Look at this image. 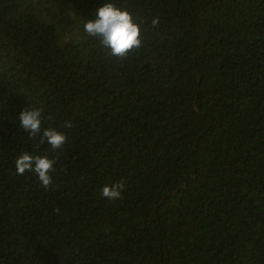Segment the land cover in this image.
I'll list each match as a JSON object with an SVG mask.
<instances>
[{
    "label": "trees",
    "instance_id": "obj_1",
    "mask_svg": "<svg viewBox=\"0 0 264 264\" xmlns=\"http://www.w3.org/2000/svg\"><path fill=\"white\" fill-rule=\"evenodd\" d=\"M104 3L123 60L84 31ZM41 108L61 149L19 126ZM0 264H264V0H0Z\"/></svg>",
    "mask_w": 264,
    "mask_h": 264
},
{
    "label": "clouds",
    "instance_id": "obj_2",
    "mask_svg": "<svg viewBox=\"0 0 264 264\" xmlns=\"http://www.w3.org/2000/svg\"><path fill=\"white\" fill-rule=\"evenodd\" d=\"M158 23L157 19L152 20L153 27ZM83 28L89 37L98 38L100 45L108 50L111 57L120 60L127 58L133 50H139L143 44L141 27L134 21L133 15L113 3H104L99 7L94 19L87 20ZM42 112V108L21 111L19 114L20 128L28 133L30 139L35 140L40 137V144L47 142L52 151L61 149L67 142L66 135L52 128L42 129ZM64 126L71 128L73 125L70 121H65ZM54 164L55 161L47 156H33L25 152L15 160V169L16 173L21 176L26 172L35 173L42 187L47 190L53 182L50 172L54 171ZM123 189L124 184L121 182L112 186H104L101 194L104 198L115 200L121 197ZM56 211L58 212L59 209Z\"/></svg>",
    "mask_w": 264,
    "mask_h": 264
}]
</instances>
